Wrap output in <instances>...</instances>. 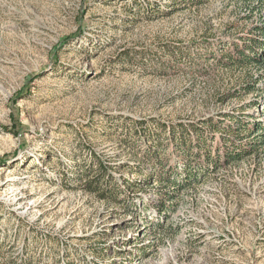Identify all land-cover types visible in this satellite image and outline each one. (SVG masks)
Wrapping results in <instances>:
<instances>
[{
    "label": "rangeland",
    "instance_id": "rangeland-1",
    "mask_svg": "<svg viewBox=\"0 0 264 264\" xmlns=\"http://www.w3.org/2000/svg\"><path fill=\"white\" fill-rule=\"evenodd\" d=\"M259 26L264 0H0V264H264V69L219 62ZM158 144L198 178L158 182Z\"/></svg>",
    "mask_w": 264,
    "mask_h": 264
},
{
    "label": "trees",
    "instance_id": "trees-1",
    "mask_svg": "<svg viewBox=\"0 0 264 264\" xmlns=\"http://www.w3.org/2000/svg\"><path fill=\"white\" fill-rule=\"evenodd\" d=\"M255 30H260V35L263 37V39L260 37L251 36L246 39L243 44L236 45L233 51H222L223 59H220L219 62L227 69L236 66L250 67L252 65L264 69V27L259 26L256 27ZM248 79H250L251 81L244 85V89L247 93H250L251 91H253V89L255 90L256 87H258L257 84L259 83V81L255 77H249ZM234 119L235 120L233 124L238 126V129H240L241 131H246V135L244 136L247 138L251 136V133L252 131H254L255 128L248 126L249 124L239 125V120H237L238 118ZM213 127L216 128V126ZM177 129L178 128L173 127L171 131H169V133L172 132V139L174 140L176 149L183 151L185 153V156H187L186 159H189L191 155H195V152H193L195 144L193 143L199 145L202 142H205V138L201 134V131L197 128L189 130V128L182 127L181 131ZM229 129L231 128L229 127ZM190 132L195 134L196 142L195 140L192 141ZM259 138L262 139L261 136L258 137V139ZM262 142H264V140H262ZM249 143L255 145L257 142L255 139L250 141ZM162 150L163 149L161 148L160 144H158L154 147H150L145 154L147 159H149L151 163H153V168L155 171L152 176L154 177V175L158 174L156 176L158 182L173 183L178 186H186L198 178L197 174L190 173L188 172V170L183 177H173L174 169L171 170V168L168 166V161L166 159H162L160 156ZM210 153L211 152H206L207 163L211 162L212 164L216 165L217 161L212 160L213 156H211ZM227 155L230 158V160L228 161H232L238 159L240 153L233 155L232 153L228 152ZM81 177L85 180V183L82 184V187L87 191L94 193L99 198L117 201L116 197H120L119 195L115 196V194L117 193L114 191V189L109 188L108 184H111V181L114 179L111 175L108 174L106 166L101 160H93L90 164L85 166L84 172ZM126 184L133 186V184H130L129 182H127ZM118 194H125V192H119Z\"/></svg>",
    "mask_w": 264,
    "mask_h": 264
}]
</instances>
